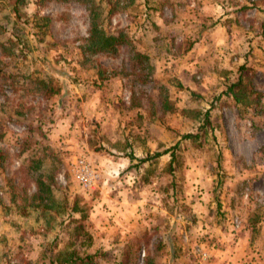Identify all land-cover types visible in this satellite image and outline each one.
I'll use <instances>...</instances> for the list:
<instances>
[{"label":"rangeland","instance_id":"obj_1","mask_svg":"<svg viewBox=\"0 0 264 264\" xmlns=\"http://www.w3.org/2000/svg\"><path fill=\"white\" fill-rule=\"evenodd\" d=\"M206 1L160 9L156 0H0V264H50L86 242L73 235L76 201L92 238L80 254H96L95 264H264V97L255 108L222 98L243 65L264 95V0H210L226 36L239 29L237 42L211 46L213 64L227 57L232 67L209 66L205 82L194 70L195 88L179 80L182 63L168 62L203 36L196 12L211 11ZM93 8L107 34L122 32L150 55L147 82L124 72L130 46L86 61ZM157 15L190 33L183 44L175 32L161 37ZM96 65L121 74L103 80ZM37 80L59 91L46 98ZM199 131V141L182 140ZM178 142L174 160L167 154L138 167ZM81 163L95 176L89 189ZM40 174L55 180L52 212L12 202L36 192Z\"/></svg>","mask_w":264,"mask_h":264},{"label":"trees","instance_id":"obj_2","mask_svg":"<svg viewBox=\"0 0 264 264\" xmlns=\"http://www.w3.org/2000/svg\"><path fill=\"white\" fill-rule=\"evenodd\" d=\"M79 2V0H76ZM90 29L89 37L85 39V44L82 46V53L86 61H89V58L98 56V55H109V56H119L122 52L124 46L131 47V64L130 70L131 73L127 70L124 71L127 76L135 75L139 80L143 82L148 81V74L152 72V65L150 64L149 56L145 53L137 50L135 45L126 37L122 32L118 34H107L105 30L101 27L98 22V13L96 9L90 10ZM99 76L103 80H109L117 77L121 72L106 68L103 65H96ZM139 71V74H138ZM127 72V73H126ZM249 68L246 65H243L239 68L238 81L231 84L226 93L228 97H231L237 105H242L245 107H258L264 95L256 91V87L253 83L252 77L248 76ZM138 74V75H137ZM36 93L41 94L46 98H51L57 94L59 89L52 84V82H46L42 80L36 81ZM167 103H164V105ZM166 108H170L166 106ZM209 112L204 115V123L209 124ZM201 129V128H200ZM199 129V130H200ZM201 139L200 131L197 133H188L182 137V140L190 141H199ZM181 142L170 149H167L163 152H158L153 156H148L147 158L139 159L138 167L149 162L152 159L161 158L167 154H170L172 160L175 159L176 149L179 147ZM36 192L31 195H28L26 192L23 194H14L12 202L17 200L19 197L26 205L35 207L41 210L43 213L49 211H54V208L57 207L56 204L59 201L54 196L55 180L53 176L40 174L35 178ZM57 212V211H56ZM72 214L79 213L80 219H78L79 224L74 228V236L84 235V239L88 238L79 245V247L74 250L69 251L64 250L60 251L54 256L49 257L50 264H95L96 254H90L83 252L84 256L80 254L81 249H88L92 246V238L87 237L88 232L84 230V225L81 223L88 218L87 211L84 207L79 205V202L76 201L75 205L71 209ZM59 214V213H56ZM73 246V244H68Z\"/></svg>","mask_w":264,"mask_h":264},{"label":"crops","instance_id":"obj_3","mask_svg":"<svg viewBox=\"0 0 264 264\" xmlns=\"http://www.w3.org/2000/svg\"><path fill=\"white\" fill-rule=\"evenodd\" d=\"M174 1L175 2H181L184 0H156L157 3L155 4V7L158 6L160 9H161V7L162 8L165 7V9H167L166 8L167 6L172 7V5L174 4L173 3ZM205 3H207L209 5V8L211 7V11H208L209 13L204 14V9H202L200 6H198V9H197L198 11L196 12L198 14V16H202V18H204L203 22L206 24L205 26L202 27V30L204 33L202 36L203 38L201 37V38H198V40L194 39L192 41L193 46L190 47V51L184 56L179 55V57H184L182 60H181V58H179V60H176V61L172 60L171 62H168L169 64L172 63L171 66H174L175 62H178V64L182 63L183 66H182L181 70H182V73H184L182 75L185 76V74H188V75H190V78L187 76L182 77V75H180L179 80L181 82H183L184 84H192L193 83L194 86H196L195 82L193 81L194 70L195 71L197 70L198 72L203 74L202 80L205 82L206 81V79H205L206 74L211 73L208 70L209 66L217 65V67L219 66L220 68H222V70L224 68H231L232 67V64L229 63V60L227 59V57H226V59H220L218 62H215L213 64V61H215V59L213 57L215 55H213L210 50H211V46H216V49L219 51L226 50V49L230 48L231 46L233 47L234 44L237 42L235 39V37L237 38L236 32H237V30H239V29H236L235 26H233L230 29L231 33H232L231 36H230V34H229V36H226V35H228L227 33L230 32L229 28L227 27L228 32L226 33V31H225L226 27L222 24L223 21L220 23H217L218 22V19L216 20L217 12L215 11L214 5H212V1L209 0V1H206ZM201 9L203 10V12L201 11ZM155 12L157 14L158 13L160 14V12H158L157 10ZM180 16L186 18L188 15L187 14L186 15L181 14ZM198 16L196 18L195 17H193V18H195V20L198 21L200 19V17H198ZM164 18H165V16H164ZM161 19H162V15H157L158 24H160V26L162 28L160 30L161 37H162V34H164L166 32H170V31L172 33L175 32L174 36L176 34L182 35L178 38L176 37L177 47H179V44H183V41L186 40L187 36L190 33L188 34V31H186V30L184 31L182 28L181 29L177 28L174 31V30H172V26H174V24H168L169 21L164 22V20H163V22H164V24H163ZM183 24H184V22H182V21H179L177 23L178 26H181ZM141 34L143 35V33H141ZM145 34H149V33L146 32ZM167 42H169V40H167ZM171 46H173V43ZM148 47H149V49H151L154 52L155 58H156L157 57V54H156V48L157 47H153L151 45H148ZM144 49H145V47H144ZM145 51H146V49H145ZM159 51H161V50H159ZM169 60H171V57L169 58ZM236 64H237V62H236ZM187 70H188V72H187ZM221 72H223V71H221ZM218 80H219V78L217 76L216 81H218ZM195 88H198V86H196ZM225 93L222 94V98H226L227 94H225Z\"/></svg>","mask_w":264,"mask_h":264},{"label":"built area","instance_id":"obj_4","mask_svg":"<svg viewBox=\"0 0 264 264\" xmlns=\"http://www.w3.org/2000/svg\"><path fill=\"white\" fill-rule=\"evenodd\" d=\"M89 173H90L89 167L86 164L81 163L79 178L82 184L88 189L92 187L93 182L95 180V176H93V174H92V177L89 178Z\"/></svg>","mask_w":264,"mask_h":264}]
</instances>
